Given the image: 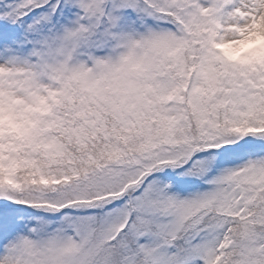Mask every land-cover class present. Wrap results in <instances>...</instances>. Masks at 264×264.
Masks as SVG:
<instances>
[{
  "label": "snow or ice",
  "instance_id": "snow-or-ice-1",
  "mask_svg": "<svg viewBox=\"0 0 264 264\" xmlns=\"http://www.w3.org/2000/svg\"><path fill=\"white\" fill-rule=\"evenodd\" d=\"M0 264H264V0H0Z\"/></svg>",
  "mask_w": 264,
  "mask_h": 264
}]
</instances>
